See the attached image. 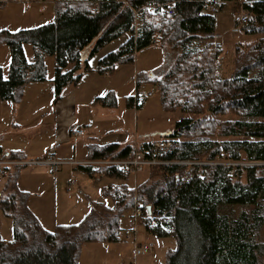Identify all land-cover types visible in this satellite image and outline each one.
<instances>
[{
    "label": "trees",
    "instance_id": "obj_1",
    "mask_svg": "<svg viewBox=\"0 0 264 264\" xmlns=\"http://www.w3.org/2000/svg\"><path fill=\"white\" fill-rule=\"evenodd\" d=\"M12 1L18 0H0V8ZM228 2L242 3L249 16L242 31L257 37L253 44L236 48L231 79L219 77L222 49L215 43V17L207 14L204 0L60 1L53 23L0 32V45L11 53L7 78L0 67V102L21 103L28 85L46 82V57L55 60L53 83L55 102L59 101L66 89L77 86L85 73L93 71L90 60L96 54L128 35L117 51L98 62L96 73L112 75L118 66L133 64L136 54L152 45L171 47L180 55L176 64L163 77L147 76L159 88L163 109L208 114L202 120L182 118L170 137H158L173 143L163 160L175 163L228 157L232 162H264V0H224L219 9ZM170 6L172 16L165 13ZM28 44L34 50L33 61L26 57ZM197 58L204 59L192 62ZM144 77L140 76L138 87L147 80ZM135 97L127 100V107L141 109L147 102L136 106ZM97 103L104 108L118 107L113 93ZM230 115L236 119H218ZM151 143L142 141L138 148L89 144L87 161L128 160L138 150L147 153ZM0 156L28 161L13 152L0 150ZM14 167L16 174L12 175ZM14 167L3 170L6 182L0 212L11 219L14 240L7 243L0 236V264H78L83 244L119 241L122 220L130 216L136 203L141 204L143 219L154 235L176 238L177 249L169 253L168 264H261L264 251L257 237L264 220V167H236L233 173L230 167H206L202 177L184 185L187 167L153 166L144 170L149 174L147 180L132 189L128 183L135 176L124 175L116 166H75L92 178L119 179L122 186L106 190L112 207L94 203L83 223L57 225L53 232L46 231L29 209L30 194L18 188L20 170L27 166ZM123 190H136L137 194L121 193ZM223 205H249L255 210L234 221L219 214Z\"/></svg>",
    "mask_w": 264,
    "mask_h": 264
},
{
    "label": "rangeland",
    "instance_id": "obj_2",
    "mask_svg": "<svg viewBox=\"0 0 264 264\" xmlns=\"http://www.w3.org/2000/svg\"><path fill=\"white\" fill-rule=\"evenodd\" d=\"M60 1L74 0H57L56 2L28 1L24 3L25 5L12 3L9 5L6 14L14 19L18 18L20 21L18 25L24 27L25 24V27H27H24L25 29L40 27L55 21L56 3ZM242 6V3L239 2H228L222 9L207 11V14L214 16L216 21L215 43L220 45L222 49V54L219 58V77L222 79H231L234 75L236 69V48L238 46L253 44L257 40L256 36L246 35L242 31V27L236 24L239 15L244 11ZM26 7L27 15L24 13ZM236 30L238 31L236 32ZM127 39L128 35H125L108 44L90 60V65L95 66L101 56L117 50ZM24 49L27 59L33 61V47L28 44L25 45ZM167 50L173 52V60L164 72L158 74L157 77L159 78L165 75L171 65L176 64L178 56H180L171 47H168ZM138 56L141 68L146 69L150 65V69H158L164 65L165 53L162 46L152 45L141 51ZM203 59L197 58L192 60V62L200 63ZM10 61V49L6 45H0V66L3 68L6 78L8 77ZM54 63L53 57H46L48 80L44 83H34L29 86L25 99L20 105L9 101L0 102V146L6 148V145H9L12 148H24L27 151L35 149L40 151L43 146L48 147L52 143L50 141L53 140V137L49 133L48 127L54 123V115L52 113V105L55 104L53 83ZM120 70H126L127 73L124 74L119 71L114 79L107 81L110 82L108 84L114 87L116 91V93L114 92L118 100L116 114L123 119V123L105 133L106 135L101 132L100 137L104 139L103 143H106L107 139L111 136L115 139L118 138L119 142H122V137L127 138L125 141L132 142L133 138L140 136L138 138L140 146L142 141L153 142L159 139L152 134L163 133L165 131L171 132L175 123L182 118L189 117L191 119L202 120L208 117V114L186 115L181 110L176 112L165 111L161 104L159 88L154 85L153 80L147 78L148 75L145 70L138 72L139 75L146 74L145 77L147 78L145 82L141 83L139 92L143 95L152 93V97L147 100V103L141 109L128 110L126 108V99L138 93L137 78L136 76H132L131 67H123ZM158 72L160 71H153V73ZM151 74L152 72H150ZM77 114L79 119L83 118L79 109ZM218 119L235 120L236 117L230 115ZM253 120L244 119V121L248 122ZM6 126L11 127L10 129L8 128L7 132V129L3 130ZM94 126L98 127L97 125ZM94 126H85L83 120L75 122L72 132L75 133L79 128H83L85 131L84 137L74 138L73 141L76 143V148L79 145L80 150H84V146L89 142L87 139L91 136ZM13 130H18L21 135H17ZM25 133H27V136ZM41 133H43L42 137ZM16 136L20 138L16 139ZM73 148H71V151ZM76 153L81 152L78 151ZM50 155L52 154L32 160L47 159ZM14 169L15 167L13 171ZM15 174L14 171L12 175ZM147 176H149L147 171H143L136 178L131 177L128 183L129 188L135 189L136 185L138 186L147 180ZM48 177L54 178L55 184L50 185ZM5 182L6 179L4 177L0 181V197ZM17 185L21 191L30 194L31 210L40 219L45 229L53 232L54 227L57 225L70 226L83 223L94 203H103L108 207H112L113 200L110 196L106 195V190L108 188H119L122 186V183L121 180L115 178H92L75 166L65 165L56 173H52L51 167L33 165L20 170ZM112 193H114V190ZM121 193L134 194L135 196L137 191L123 190ZM262 206L264 207V202H262ZM254 210L255 207L249 205H223L219 207V214L229 217L230 220L237 221L243 213L251 214ZM129 215L125 216L122 220V231L117 243L93 242L83 244L78 264H168L169 253L177 249V240L174 235L163 238L157 237L149 230L145 219L141 218L136 229L137 244H153L155 250L151 254L137 255L134 244L136 240L133 241L127 238L128 230L133 228L130 224L131 214ZM0 236L7 243H11L14 240L13 223L11 219L4 216L1 212ZM257 239L264 251V220L259 227ZM261 264H264V254L261 258Z\"/></svg>",
    "mask_w": 264,
    "mask_h": 264
},
{
    "label": "crops",
    "instance_id": "obj_3",
    "mask_svg": "<svg viewBox=\"0 0 264 264\" xmlns=\"http://www.w3.org/2000/svg\"><path fill=\"white\" fill-rule=\"evenodd\" d=\"M40 1L45 2L43 0H39V2ZM12 3H16V4H20V5L24 4L23 2H20L18 0V1H12V2L6 3L2 8H0V32L1 31H9V32L15 33V32H19L21 30H26L25 28H27V27H25V24H24L25 28L23 26L18 25V23L20 22L18 18L14 19V18L8 16V14H6L8 8H9V5H11ZM24 13L26 15L28 14L27 7L24 9ZM35 28H37V27H35ZM31 29H33V28H31ZM237 31L238 30H236V32ZM156 46H159V45H156ZM163 49H164V53H165L164 65H162L158 69H150V65L148 67H146V69L141 68L139 66V56H138L139 53H137L135 56V61L133 64L118 66L112 75H105V76L99 75L98 73H96L94 71V70H96V68L98 66V62L107 54L104 56H101L99 58L98 62L95 64V66H91L93 71L85 73L82 76V79L77 86H75L73 88L66 89L64 94H63V97L59 101L55 102V104L52 105L53 106L52 113L54 115L53 116L54 123L48 127V130H49V133L52 135L53 140L50 141L52 143H50V145L48 147L43 146V148L40 151H37L36 149L27 151L24 148H12L9 145H6L7 146L6 148H4L3 146H0V150L6 154H8L10 152L17 153L20 156H22L23 158H26L28 160H32V159L35 160L38 158H43L46 155L52 154L58 160H61V161L85 162L88 160L87 146L89 144L99 143L101 145H107V144H111V143H118L122 146L130 145V146H134L135 148H138L139 147V143H138L139 139L138 138L140 136H138V137L136 136L135 138H133L132 142L125 141V139H127L126 137L125 138L122 137L123 139L120 138L122 140V142H119L118 138L115 139L113 136H111V137H109V139H107L108 141H106V143H103L104 139H102V137H100L101 132H103L102 134H105V133H108L110 130L115 129V127H117L123 123V119L116 114L118 107L115 109L104 108L103 106H101L97 103V100L101 97L107 96L108 94H111V93L115 94L116 93L114 87H111V85L108 84L110 82H108L107 80L114 79V77L116 76V74L119 73V71L121 73H124V74L127 73L126 70H120L123 67H131L132 76H136V78H137V80H136L137 92L140 93L139 87H138L139 78H140V76H146V74L139 75L138 72L145 70V72H147L148 76H151V75L152 76H158L159 73L161 74L162 72H164L169 67L170 61L173 60V57H171V55L173 56V52H171L165 48H163ZM117 50H115V51H117ZM112 52H114V51H112ZM155 70H158L160 72L153 73V71H155ZM150 72H152L151 75H150ZM31 85L32 84L28 85L25 88L23 100L25 99V96L27 93V88ZM136 95L137 94H135L134 96L128 97L126 99V108L128 110H133V109L135 110V108H128L127 107V100L129 98H132V97L134 98ZM115 96H116V94H115ZM23 100H22V102H23ZM21 103H13V104L20 105ZM78 109L83 115L82 119H79V116L77 114ZM73 114H74V116H73ZM84 114H86V115H84ZM79 120H83L85 126L91 127V125H93V126L97 125L99 127L98 128V127L94 126V128L92 129V132H91V136L89 137V139H87V141H89V142L85 144L83 151L80 150L79 145L76 148V146H75L76 143H75V141H73L74 138H76V137L81 138V137L85 136V131L83 130V128H79L75 131V132L82 131L83 134L81 136H76L75 133L72 132V128L75 126V122L79 121ZM8 128H9V126H6L3 128V130L7 129L6 130V132H7L11 127L9 129ZM14 132L17 135H21V133L18 132V130H15ZM43 133H41V137H42ZM25 134L27 136V133H25ZM155 134H157V133H155ZM152 135H154V134H152ZM18 138H20V137L16 136V139H18ZM123 140H124V142H123ZM72 147H74V148L71 151ZM78 151L81 153L77 154L76 152H78ZM68 156H71V157H68ZM48 178H49L48 181H49L50 185H53V183L55 184L54 178H52V177H48ZM135 183L137 184L136 180H135ZM28 206H29V209L31 210L30 200H29ZM37 219H38V217H37ZM38 220L40 221V219H38ZM40 223H41V221H40ZM42 226L45 229V226L43 224H42ZM55 227H54V229H55ZM48 232H50V231H48ZM134 244H135L136 254L139 255L138 244L136 242H134Z\"/></svg>",
    "mask_w": 264,
    "mask_h": 264
},
{
    "label": "built area",
    "instance_id": "obj_4",
    "mask_svg": "<svg viewBox=\"0 0 264 264\" xmlns=\"http://www.w3.org/2000/svg\"><path fill=\"white\" fill-rule=\"evenodd\" d=\"M20 2H28L31 0H19ZM208 10H217L224 3V0H204ZM165 13L168 16L174 14V8L172 6L165 9ZM249 16L246 12L242 11L239 15L237 25L239 27H244L248 24ZM152 97V93L146 95H137L135 97V104H145L147 100ZM82 131L75 132L76 136H81ZM173 149V143L168 139H160L153 141L147 153L136 151L134 156L128 160L122 161H92V162H77V161H61L58 160L54 155H50L47 159H41L38 161L28 160V161H9L0 158V181L4 178L3 170L4 168L14 167V166H48L51 167L52 173H56L62 166H116L118 167L124 175L137 176L139 173L143 172L145 169L153 166H164L170 164L183 165L187 167L182 183L188 184L191 180L197 177H202L206 167L215 166H225L232 168V173L236 167H264V162H232L225 157V160H214V161H182V162H169L163 160L162 157L167 155ZM1 157V156H0ZM144 217V211L139 203H136L134 209L131 211V226L132 229L128 230L127 238L129 240H137V225L139 220ZM155 250L153 244L140 245L138 246L139 254H151Z\"/></svg>",
    "mask_w": 264,
    "mask_h": 264
},
{
    "label": "water",
    "instance_id": "obj_5",
    "mask_svg": "<svg viewBox=\"0 0 264 264\" xmlns=\"http://www.w3.org/2000/svg\"><path fill=\"white\" fill-rule=\"evenodd\" d=\"M152 76V75H151ZM153 77V76H152ZM172 132H163V133H157L154 134L155 137H164V138H168L170 137Z\"/></svg>",
    "mask_w": 264,
    "mask_h": 264
}]
</instances>
